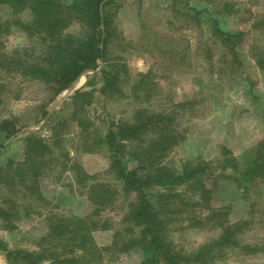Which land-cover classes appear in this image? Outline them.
<instances>
[{"label":"trees","instance_id":"16d2710c","mask_svg":"<svg viewBox=\"0 0 264 264\" xmlns=\"http://www.w3.org/2000/svg\"><path fill=\"white\" fill-rule=\"evenodd\" d=\"M113 2L0 0V10L6 6L16 16L2 21L0 12V72L18 74L47 86L52 95L43 106L44 117L49 115L47 107L59 93L101 63V93L105 97L126 96L123 84L128 77L122 76L128 75V65L109 46L118 36ZM225 8L231 10L228 4ZM177 9L190 16L184 8ZM191 11L196 17L201 14L195 8ZM23 13L26 17H17ZM75 22L82 26L81 36L67 31ZM13 25L28 37L39 39L44 49L36 55L28 49H16L13 53L2 51L3 37ZM212 34L225 54L231 56L230 65L241 64L237 46L244 33H231L216 24ZM254 57L264 72V54L257 53ZM151 76L152 70L138 74L131 86L135 99L141 97L146 87L149 90L155 84ZM5 86L2 82L0 89L4 90ZM95 91L94 88L75 90L67 104L72 109L71 116L56 120L50 140L36 133L29 134L24 137L21 158L8 157L4 165L0 162V185L9 192L0 194V228L14 229V220L20 216L21 209L30 214V206H23L20 198L47 202L41 191V178L52 175L60 165L72 173L74 185L86 189L88 200L94 206L85 216L63 215L52 210L45 214L38 212L47 223L38 250L9 248L0 241V251L5 253L9 264H102L105 258L111 260L129 251H139L140 264H218L226 257L228 247H238L246 254L260 249L258 244L242 243L241 236L255 221L252 217L233 219L231 202L219 206L213 203L215 193L222 192L227 184L235 187L234 195L248 199L252 188L264 181V137L241 158L223 147L218 158L190 159L175 169L166 159L185 138L175 114L178 108H185L184 103H174L165 111L138 108L131 119L112 121L107 132L99 134L87 115ZM69 122L77 125V136L87 152L106 150L109 167L105 173L115 182L105 177L99 179L74 160L63 137ZM20 131L15 117L0 120L4 140ZM3 148L1 143L0 156ZM61 176L56 174L54 178ZM121 193L132 199L123 210L112 241L99 245L93 231L112 227L110 219L102 218L101 213ZM185 228L217 229L219 235L189 250L173 236L174 231Z\"/></svg>","mask_w":264,"mask_h":264},{"label":"rangeland","instance_id":"374dc122","mask_svg":"<svg viewBox=\"0 0 264 264\" xmlns=\"http://www.w3.org/2000/svg\"><path fill=\"white\" fill-rule=\"evenodd\" d=\"M113 3L118 36L109 46L128 65V75L122 76L128 77L123 84L126 96L105 97L101 93V63L96 70L85 71L69 87L73 88L72 92L66 93V89L59 93L47 107L49 115L44 117L43 106L52 95L47 86L18 74L0 72V85L7 84L4 90L0 89V120L15 117L17 126L21 127L19 133L5 140L0 132V144H4L0 156L2 165L8 157L21 158L25 136L36 133L50 140L51 127L56 120L71 116L72 109L67 106L69 96L82 88L96 90L87 115L99 134L107 132L112 121L131 119L138 108L165 111L174 103H184L185 108H178L175 114L185 138L166 159L175 169L190 159L218 158L223 147L241 158L264 137V72L254 57L257 53L264 54V0H114ZM225 4L231 7L230 11ZM178 6L190 16L179 12ZM193 8L201 14L196 17V10L191 11ZM0 12L2 21L16 18L6 6L1 7ZM18 16L24 18L26 14ZM216 24L231 33H244L237 46L241 64L230 65L231 56L225 54L213 37ZM81 27L75 22L67 31L81 36ZM3 38L2 51L5 52L28 49L36 55L44 49L39 39L28 37L15 25ZM149 70H152L151 82L155 84L149 86V90L146 87L141 97L135 99L131 86L140 72ZM60 95L64 99L56 102ZM78 132L77 125L69 122L63 136L74 160L99 179L105 177L115 182L105 173L109 167L106 150L87 152ZM60 166L52 175L41 178V191L47 202L20 198L23 206H30V214L26 215L21 209L20 216L14 220V229L0 228V241L9 248L39 249L47 223L38 212L45 214L52 210L63 215L85 216L93 211L86 189L74 185L72 173ZM56 174L62 176L54 178ZM222 188V192L215 193L214 206L231 202L233 219L252 217L255 221L241 239L243 244H258L260 249L246 254L238 247H228L226 257L218 264H264V181L252 188L248 199L234 195V186L227 184ZM4 193H9L8 188L0 185V194ZM131 199L121 193L102 211L101 217L109 218L112 227L93 231L99 245L112 241L118 221ZM218 235L217 229L198 228L173 233L175 241L189 250ZM141 259L139 251H129L111 260L105 258L102 264H140ZM0 264H9L3 251H0Z\"/></svg>","mask_w":264,"mask_h":264},{"label":"water","instance_id":"95a60500","mask_svg":"<svg viewBox=\"0 0 264 264\" xmlns=\"http://www.w3.org/2000/svg\"><path fill=\"white\" fill-rule=\"evenodd\" d=\"M72 91H73V88H69V89H67L65 92H66V93H70V92H72ZM62 99H64V96H63V95H60V97L56 99V102H58L59 100H62ZM49 108H50V107H49Z\"/></svg>","mask_w":264,"mask_h":264},{"label":"crops","instance_id":"0c3cea01","mask_svg":"<svg viewBox=\"0 0 264 264\" xmlns=\"http://www.w3.org/2000/svg\"><path fill=\"white\" fill-rule=\"evenodd\" d=\"M83 89H85V88H83Z\"/></svg>","mask_w":264,"mask_h":264}]
</instances>
